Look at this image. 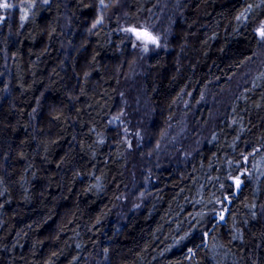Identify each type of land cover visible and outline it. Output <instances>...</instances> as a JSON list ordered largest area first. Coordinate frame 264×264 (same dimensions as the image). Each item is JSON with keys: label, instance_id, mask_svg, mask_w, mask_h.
Instances as JSON below:
<instances>
[{"label": "trees", "instance_id": "16d2710c", "mask_svg": "<svg viewBox=\"0 0 264 264\" xmlns=\"http://www.w3.org/2000/svg\"><path fill=\"white\" fill-rule=\"evenodd\" d=\"M11 1L29 7L0 21V264H264V0ZM128 27L167 51L139 62ZM136 89L125 142L107 120Z\"/></svg>", "mask_w": 264, "mask_h": 264}, {"label": "rangeland", "instance_id": "374dc122", "mask_svg": "<svg viewBox=\"0 0 264 264\" xmlns=\"http://www.w3.org/2000/svg\"><path fill=\"white\" fill-rule=\"evenodd\" d=\"M0 3H6L5 0H0ZM165 3H168L167 1H165ZM11 5L10 8L8 9H3L0 8V21L3 20V14L6 11L11 12L12 9H17L19 11V13L21 14V16L25 15L28 11V5L24 4H18V3H13L12 1L9 3ZM21 9H24V11H21ZM98 18H102L101 15H99ZM97 24L98 26L101 25ZM96 25V26H97ZM167 32V26H165L164 28V33L162 32L161 35H165ZM159 40V46H155L152 44H148V45H143L140 41H136L138 43V47H137V51H138V61L140 62V60L145 59L149 54L153 53V52H162V51H167V47L165 45L164 42H162L161 38L158 37ZM145 47L147 50H145ZM133 68V67H132ZM132 71V69H131ZM133 72H135V75H139L135 70H133ZM131 72H128V77H130ZM238 77H235L234 81L231 82L232 85H235L239 79H243V74H241V72H239L237 74ZM6 75H1L0 76V83H4L6 80ZM130 79V78H129ZM6 91V89H3V92ZM2 93V91H1ZM127 95V96H126ZM125 93L122 91L119 93L118 95V102H117V106H116V110L114 112V114L110 117L111 121H109V124L112 128L118 130V133L121 135V139L126 141V138L124 136L123 133H126L127 131V124L129 122L133 123V125L136 126V128L134 129L136 131V129H139V124L142 123L143 118H141V111L146 108L144 105L146 103L145 98L141 97L139 91L136 89V93H134L132 95V93ZM145 100V101H143ZM138 114L140 116V119L138 118ZM179 133V132H178ZM136 134V132H135ZM127 147L130 148V146L127 144ZM130 153H133V151H130ZM142 195V187L138 186V183L136 181V177L135 174L132 175V179L131 182L128 184V186L126 187L125 193L123 195V200L120 202L119 205L116 206L115 210H116V214L117 216L122 217V215H120V213L123 211V206L127 203L128 207H130L131 205H133L136 200V198L138 196ZM138 204L134 205L132 208L137 207ZM220 214V213H219ZM216 220H221L220 219V215L216 216L215 218ZM109 251L106 252V264H109ZM90 264H96L95 262H91Z\"/></svg>", "mask_w": 264, "mask_h": 264}, {"label": "snow or ice", "instance_id": "6c2138e0", "mask_svg": "<svg viewBox=\"0 0 264 264\" xmlns=\"http://www.w3.org/2000/svg\"><path fill=\"white\" fill-rule=\"evenodd\" d=\"M48 0H44V3H47ZM100 4L101 7H106V5H104V0H100ZM31 5L34 7L35 6V0H31ZM11 5L8 3H0V8L3 9H8L10 8ZM251 7V6H249ZM21 11H24V9H21ZM27 19V14H25L24 16H21V20H25ZM237 19L239 20L240 17H237ZM102 23V18H98L96 20V22L93 24V27L95 28L97 24ZM125 32L131 33L137 41H140L143 45H148V44H152L155 46H159V40L156 36H154L152 33H150L147 29H137L135 27H128L124 29ZM256 34L259 36L261 41H264V24H261V26L256 29ZM145 50L146 47H145ZM234 183L236 185L237 188H239L241 181L239 179V177H236L234 180ZM220 219L223 220L224 216L223 214H220ZM192 250L189 249V252H191Z\"/></svg>", "mask_w": 264, "mask_h": 264}, {"label": "water", "instance_id": "95a60500", "mask_svg": "<svg viewBox=\"0 0 264 264\" xmlns=\"http://www.w3.org/2000/svg\"><path fill=\"white\" fill-rule=\"evenodd\" d=\"M109 121H111V118H108L107 122L109 123ZM235 191L238 192L239 188L236 187V185H234Z\"/></svg>", "mask_w": 264, "mask_h": 264}, {"label": "bare ground", "instance_id": "6f19581e", "mask_svg": "<svg viewBox=\"0 0 264 264\" xmlns=\"http://www.w3.org/2000/svg\"><path fill=\"white\" fill-rule=\"evenodd\" d=\"M205 245V244H204Z\"/></svg>", "mask_w": 264, "mask_h": 264}]
</instances>
